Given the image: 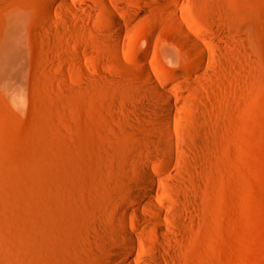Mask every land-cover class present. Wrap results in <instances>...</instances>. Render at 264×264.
Returning a JSON list of instances; mask_svg holds the SVG:
<instances>
[{
  "label": "rangeland",
  "instance_id": "1",
  "mask_svg": "<svg viewBox=\"0 0 264 264\" xmlns=\"http://www.w3.org/2000/svg\"><path fill=\"white\" fill-rule=\"evenodd\" d=\"M65 1L0 0V264H264V0Z\"/></svg>",
  "mask_w": 264,
  "mask_h": 264
},
{
  "label": "bare ground",
  "instance_id": "2",
  "mask_svg": "<svg viewBox=\"0 0 264 264\" xmlns=\"http://www.w3.org/2000/svg\"><path fill=\"white\" fill-rule=\"evenodd\" d=\"M61 3L65 8H68V4L65 0H61ZM175 29L178 35L183 39L184 43L188 45L195 53L199 54L201 52L199 41L197 40V37L193 35L192 33L188 32L187 29L180 23H175ZM10 55H8L6 52L2 54V63L6 64L9 62ZM146 83L148 86L154 90L159 91L164 96H169V94L165 91L159 89L155 81L151 78L149 73L144 71ZM167 140L169 143H172L173 137L172 135H167ZM170 152L167 153V156H165L167 159H170ZM155 157V156H152ZM144 178L145 180H141L139 183L141 185V188H135L132 195L135 198H141L144 200L143 202H140L137 204L134 208L135 216L139 217L142 222L145 224H152L155 226L158 233L164 234L166 236H170L169 233L165 230V226L163 225L162 221L157 219H152L150 217H147V210H150V212L155 213L158 215V217H161L163 215L167 216V211H165L162 206L155 200L154 191L153 188L149 185L150 183H154L156 180L155 175L147 168L144 170ZM120 231L127 240V246L129 250L134 251L136 246V238L135 233L129 230L127 226H125L124 223H121ZM158 240V244L161 242ZM159 249V247H158ZM113 259L116 260L117 264H133L132 258L130 255L116 252L113 255ZM159 263V262H158Z\"/></svg>",
  "mask_w": 264,
  "mask_h": 264
}]
</instances>
